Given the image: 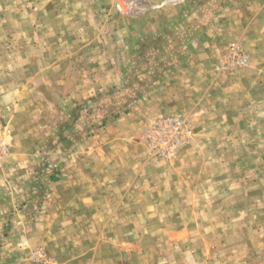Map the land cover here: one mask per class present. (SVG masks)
<instances>
[{"label": "rangeland", "instance_id": "1", "mask_svg": "<svg viewBox=\"0 0 264 264\" xmlns=\"http://www.w3.org/2000/svg\"><path fill=\"white\" fill-rule=\"evenodd\" d=\"M47 214L27 264H264V0H0V264Z\"/></svg>", "mask_w": 264, "mask_h": 264}, {"label": "crops", "instance_id": "2", "mask_svg": "<svg viewBox=\"0 0 264 264\" xmlns=\"http://www.w3.org/2000/svg\"><path fill=\"white\" fill-rule=\"evenodd\" d=\"M59 206L61 208L62 205L60 204ZM40 218H41L40 224L33 225L32 227H28L22 232L20 230V233L18 234L20 236V239L18 238L13 239V242L10 243V250L16 251V256H17V260L14 261V263L27 264L28 261L26 257H27L28 252L31 249L37 247L38 245H48V246L52 245L51 241L54 239V236H55L54 231H53L54 228L52 227L53 225H51V223H53L52 217L50 216V214H47L43 216L41 215ZM101 233L102 232H99V234ZM98 249H100L99 246H98ZM77 257H80V258L77 259ZM77 257H75L74 259L78 262H82L83 264H89L90 262L89 260L90 258L84 259L82 258V256H77ZM100 259H102V257H98V254H97L96 261H95L96 264L97 263L103 264V262L101 261H104L107 264H110L111 261H115L114 258L110 260L108 259L100 260ZM95 262L93 264H95ZM122 264H125V263H122Z\"/></svg>", "mask_w": 264, "mask_h": 264}, {"label": "built area", "instance_id": "3", "mask_svg": "<svg viewBox=\"0 0 264 264\" xmlns=\"http://www.w3.org/2000/svg\"><path fill=\"white\" fill-rule=\"evenodd\" d=\"M159 130L162 133L170 132L172 133L170 136L175 138L178 143L184 141L189 132V125L186 124V121L181 118H173L164 122V124L159 126ZM191 133V126H190Z\"/></svg>", "mask_w": 264, "mask_h": 264}]
</instances>
